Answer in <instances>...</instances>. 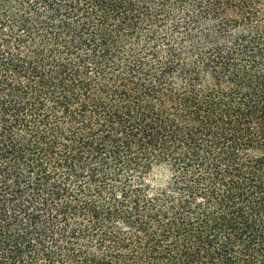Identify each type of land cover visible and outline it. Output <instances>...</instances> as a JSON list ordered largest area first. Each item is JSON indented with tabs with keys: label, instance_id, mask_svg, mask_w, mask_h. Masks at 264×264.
<instances>
[{
	"label": "trees",
	"instance_id": "16d2710c",
	"mask_svg": "<svg viewBox=\"0 0 264 264\" xmlns=\"http://www.w3.org/2000/svg\"><path fill=\"white\" fill-rule=\"evenodd\" d=\"M0 264H264V0H0Z\"/></svg>",
	"mask_w": 264,
	"mask_h": 264
}]
</instances>
